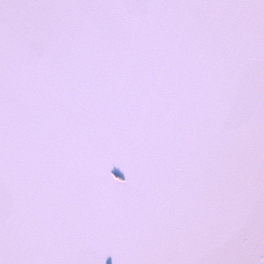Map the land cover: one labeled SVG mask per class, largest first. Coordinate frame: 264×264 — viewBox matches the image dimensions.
Here are the masks:
<instances>
[{
  "label": "snow or ice",
  "instance_id": "snow-or-ice-1",
  "mask_svg": "<svg viewBox=\"0 0 264 264\" xmlns=\"http://www.w3.org/2000/svg\"><path fill=\"white\" fill-rule=\"evenodd\" d=\"M109 257L264 264V0H0V264Z\"/></svg>",
  "mask_w": 264,
  "mask_h": 264
},
{
  "label": "water",
  "instance_id": "water-1",
  "mask_svg": "<svg viewBox=\"0 0 264 264\" xmlns=\"http://www.w3.org/2000/svg\"><path fill=\"white\" fill-rule=\"evenodd\" d=\"M114 172H115V174H116L117 176H120L121 178H123V177H122V174H121L120 172L115 171V170H114ZM106 264H112L111 257H109V258L107 259Z\"/></svg>",
  "mask_w": 264,
  "mask_h": 264
}]
</instances>
